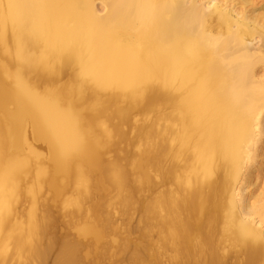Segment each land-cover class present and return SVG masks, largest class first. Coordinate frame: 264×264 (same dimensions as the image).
<instances>
[{"label":"bare ground","instance_id":"6f19581e","mask_svg":"<svg viewBox=\"0 0 264 264\" xmlns=\"http://www.w3.org/2000/svg\"><path fill=\"white\" fill-rule=\"evenodd\" d=\"M96 1L102 4L103 13L98 12ZM227 1L231 0H226V3L221 0H0V263L7 264L4 260L13 252L18 261L19 257L27 258L25 262L29 261V264H47V257H52L48 255L53 254L50 251L53 243L49 239L53 216L37 205L39 202L45 207L48 205L39 198L41 195L38 193L43 190L29 188L31 182L23 184L27 185L25 190L22 185L25 180L21 182L22 177L30 179L28 176L33 172L31 181L35 179L38 184L42 183L40 187L33 182L38 189L47 183L46 187L49 186L53 193L63 194L66 191L63 198L71 185L76 187L72 189L77 190L79 197L68 200L69 208L64 209L67 214L70 207L82 212L80 209H84V201H88V205L89 202L97 204L99 208V202L104 198H99L100 192H95L96 198L92 194L106 186L113 190L111 194L107 188L108 196L111 194V198H116L114 194L117 193L124 205L120 203V206L134 211L132 209L139 202L132 203L135 199L139 201L138 194L130 200L133 188L129 187L131 194L129 190L124 195L123 192L130 185L128 179L133 181L135 174L131 178L129 165H121L118 158L113 160L108 157L104 161L103 157L112 156V148H108L114 146L118 137H121L118 139L121 145H126L123 148H131L127 147L131 142L129 138H126L128 142L121 140L123 133L119 125L128 124L132 113L141 112L147 115V120L144 115L137 116H144L147 121L144 122L147 128V131L144 130L145 138H140L142 143L145 141L146 145L143 144L146 147L140 145L146 149L140 152L138 148L140 156H136L133 149L139 158L138 161L135 159L137 162H130L132 165L135 163L133 166L130 164V168L140 173V177L136 174L141 180L138 182L148 190L149 202H146L144 211L148 218L144 219L142 212H139L142 213L139 217L143 216L149 222L139 218V224L148 222L145 224L149 227L143 229H149L147 232L151 234H145L142 243L143 237L137 241L136 237L133 239L130 235V238L142 245L148 243L145 237L150 236L149 247L143 245L149 248L150 262L147 263V260L144 263L264 264V195L252 196L247 201L243 197L248 191L246 184L251 186L252 174L263 164L258 159L261 157L259 146L264 139V81L255 79L254 66L257 62L264 63V53H252L249 40L255 39L256 32L264 36V20L260 23L258 14L253 15L256 7L248 14V10L236 11ZM240 2L255 5L252 0ZM71 66L77 72L72 69L75 75L69 83L65 74L67 84L61 85L59 82L63 73ZM107 92L112 93L105 94ZM124 99L128 107L123 106ZM83 104H87L84 109L81 108ZM139 121L135 124L136 130L141 124ZM133 126L132 129H135ZM139 127L140 132L141 125ZM125 128L124 125V133ZM130 132L124 135L130 137ZM144 133H140L139 137ZM114 137L116 140L112 141ZM30 138L38 141V145L39 141L47 145L51 171L47 170L49 165L45 166L46 159L44 165L40 160V165H35L38 161L32 164L33 157L38 159L40 152L32 148ZM125 141L127 144H124ZM109 142L114 143L107 148ZM114 148L112 151L117 153ZM107 152H110L109 155L104 156L103 153ZM130 157L135 158L134 155ZM127 159L128 155L125 161ZM136 182L131 183L139 186ZM68 186L71 187L67 189ZM138 188L142 189L141 186ZM35 192L39 196L34 195ZM103 193L100 195L106 197ZM70 194L68 192L67 197ZM21 195H29V202L32 203L30 209L26 203L23 204V208H27L23 215L22 208L17 209L20 215L17 210L15 212L16 205L20 203L21 206L24 202H19ZM147 196L145 199L141 195L140 199L147 201ZM56 197L55 202L63 200L62 196L61 201ZM48 202L51 204V199ZM103 206L107 208L103 204L100 209ZM108 207L112 209L111 205ZM117 208H107L106 214L112 211L113 216L114 210L120 213ZM94 210L97 213L99 209ZM102 210L104 208L99 214L103 213ZM137 210L136 207L138 213ZM74 211L72 214H78ZM123 211L121 215L127 212ZM26 212H29L28 220ZM60 212L61 208L59 216ZM88 212L95 218L92 219L91 215L87 217L92 221L86 219L85 225L83 219L88 215L81 214L85 226H79L82 222L77 221L82 228L79 230L75 226V230L83 235V239L88 236L85 239H88L87 243L90 236V241L101 243L108 236L103 234L107 233L105 227L110 229L111 223L106 221L107 226L105 222L101 229L97 223L101 222V218L108 217L105 211V217L104 214L100 217L90 210ZM15 216L18 218L15 219ZM22 219L24 222H21ZM73 219L69 220L71 224ZM111 219L109 217L108 220ZM16 220H21V223ZM67 222L63 221L68 225ZM113 226L111 229L117 230V226ZM73 227L69 228L74 234ZM76 232L74 235H77ZM110 232L111 239L116 241L112 242L126 250L122 235L123 242H120L124 246L118 245L117 236L113 237L118 232ZM140 233L136 234L137 238L142 236ZM226 238L233 241V246L240 245L243 249L237 246L240 252L225 253L223 240ZM124 239L127 244V237ZM69 240H63L59 254L54 257L55 264H84L85 261L80 258L84 241L79 240L80 247L78 242ZM110 241L106 244L116 252L117 247ZM87 243L91 245V242ZM100 246H103L102 243ZM131 246L134 247V244ZM85 249L90 250L87 246ZM122 249L118 250L123 252ZM110 250L102 254L109 255ZM137 250H134L135 258ZM94 252L91 257L96 258ZM96 252L100 254L98 250ZM121 252L120 255L123 254ZM131 254L129 257H132ZM113 256L116 255L108 257ZM15 257L10 264H14ZM102 258L95 264H99ZM141 259L143 261L144 258ZM88 260L86 264H94L95 260Z\"/></svg>","mask_w":264,"mask_h":264},{"label":"rangeland","instance_id":"374dc122","mask_svg":"<svg viewBox=\"0 0 264 264\" xmlns=\"http://www.w3.org/2000/svg\"><path fill=\"white\" fill-rule=\"evenodd\" d=\"M221 2H222V3H223V2L226 3V0H221ZM227 2H228V5L230 4L231 7H234V8H235L236 11H245V10H248V14H250V12L254 10L253 8L256 7V8H255V9H256V12H255V14H253V15H257V14H258L257 17H258V19H260V20H259L260 23L263 22V20H264V18H263V16H264V0H262V1H261V0H252V2H255V5H254V6H253V5L243 4V3L240 2V0H231L230 2H229V1H227ZM95 5H96V8H97L98 12H99V13H103V9H102L103 7H102V4H100L99 1H96ZM258 8H259V9H258ZM260 10H261V11H260ZM249 11H250V12H249ZM260 14H261V16H260ZM259 16H260V17H259ZM262 19H263V20H262ZM261 20H262V22H261ZM255 35L258 36V38L255 36V39H251V40H249V41L251 42V43H250V46H249L250 49H251V52H252V53H254V52H255V53H259V52L264 53V52H263V51H264V36H261L259 32H258V33L256 32ZM260 39H261V40H260ZM258 40H259V41H258ZM260 50H261V51H260ZM257 51H258V52H257ZM71 67H72V66H71ZM71 67H70V68H71ZM70 68H68V69L66 68V71H69V72H66V71H65V72L63 73V78H64V79L61 78V80H60V82H59L61 85H62V84L65 85V84H67V82L69 83V82L71 81V80L69 81V79H70L73 75H75V73L77 72L74 66L71 68V71H70ZM254 68H255V69H254V70H255V72H254V73H255V74H254L255 79L258 78V79H256V80H261V81L263 80V81H264V63H263V62H257V63L255 64ZM72 69H73V71H75V73L72 71ZM72 72H73V74H72ZM65 74H67L66 76L69 77L68 80H67V82H66V77H64ZM72 78H73V77H72ZM72 78H71V79H72ZM62 79L65 80V81H63ZM61 81H62V82H61ZM58 85H59V84H57L56 86H58ZM61 85H60V86H61ZM45 86H47V85H45ZM45 86H43V89L45 88ZM87 87H90V85L87 84ZM46 88H47V87H46ZM39 89H42V88L40 87ZM43 89H42V90H43ZM42 90H41V91H42ZM87 91H88V90H87ZM87 91H86V93H87ZM110 93H112V92H107V93H105V94H110ZM87 94H88V93H87ZM122 101H123V100H122ZM122 101H120L121 103L119 102V103H120V106H121V104H122ZM123 102H124V103H123V106H124V107H128V106H127L128 103H125V102H126L125 99H124ZM124 104H125V105H124ZM86 105H87V104H86ZM86 105H85V104L81 105V106H82L81 108H83V107L86 108ZM123 106H121V107H123ZM81 108H79V109L81 110ZM83 109H84V108H83ZM82 111H83V110H82ZM136 114H137V115H136ZM133 115H134L135 117H134ZM140 115H144L145 117H144V116H143V117L147 120V117H146L147 115H146L145 113L142 114L141 112H136V113H132V114H131V120L128 122V124H127V123H126V124L124 123V124L119 125V127H120V131H121V129H122L123 137H125V138L122 137L121 140L126 139V138H129L130 140L128 139V141H129V142L131 141L130 144L132 143V145H134V148H133L132 145L130 146V144H128L127 147H128V148L131 147V148L126 150V149H125L126 145H121V144H122V143H120L121 141H118V139L120 140L121 137L119 138V137L117 136V137H118V138H117V141H116L115 144H114L115 148H114V146H113V147H109V144H110V146H112L114 142H113V143H112V142H109V143H108V146H107V148L109 147V148H108L109 150H110V148H112V149H111V153L109 152L110 155L113 153L112 156H105V154L109 155L108 152H107V153H103L104 156H105V157H103L104 161L108 160V159L105 160V158H108V157H111L113 160H114V159L117 160L116 158H118V161L121 163V165H122V163H123V166H126L127 164L129 165V167H127V166H126V167L130 170V171L128 170V174H130L131 178H132V175L135 174V176H133V181H132V179H130V178L128 179V181H129L128 184H130V185L127 186L126 192H123V195H124V193L126 194L128 190H129V192H128L129 194H131V192H132V194H131L132 196L130 195V198H131L130 200H134L136 197L139 198V201H137V199H135V200H134V203H132V201H131L132 205H135L136 202H139L140 204H141V202H144L145 200L143 199V200H144V201H143L142 199H140V196L142 195V197H143V198L145 197V199H146V196H147V193H148L147 187H144V186H143V188H142L143 183L140 184V183L138 182V181L140 180V178H138V177H140V176H139L140 173L138 174V172H137V170H136L135 168H134V169H135V170H134L135 173H134L133 170L131 171V169H133V168H130V164H131V163H133V162H137V161H138L137 158H139V157H136V156H138V154H139L138 151L141 150L140 152H142V149H143V151L146 149V148L144 149V147L142 148V146L140 145V144H142L143 146L146 145V144L144 143L145 141L143 142V143L145 144V145H144V144L141 142V139H140V138L145 136V133H146V132L144 133V130L147 129V128H146V124H145L147 121H146L145 119H143L142 116H141V118H138ZM137 116H138V117H137ZM132 117H133V118H132ZM136 117H137V118H136ZM136 119H138V120L140 119L139 123H141L140 125H141V128H142V129L140 130V132H139V129H140L139 126H140V125L137 126V130H136V125H137V123H138V122H137L138 120H136ZM141 119H143V120L141 121ZM132 120L136 121V123H135L136 125L134 124V122H133ZM114 121H115V120H114ZM131 121H132L133 123H131ZM145 121H146V122H145ZM115 122L118 123L117 120H116ZM115 122H114V123H115ZM142 122H143V123L145 122V123H144L145 125H144ZM129 123H130V125H129ZM142 124H143V126H142ZM124 125H125L126 128H127V129L125 128V129H126V132H125V133H124V131H123V130H124ZM133 125H135V126H133ZM122 126H123V127H122ZM127 126L130 127L129 130H128L129 127H127ZM132 126H133V128H135V129H132ZM121 127H122V128H121ZM143 127H145V128H143ZM131 129H132V130H131ZM135 130H136V132H135ZM128 131H129V132H130V131L132 132V134H131V132L129 133V134H130V137H127V136L124 135V134H126ZM133 131H134L135 133H134ZM137 131L139 132V135H140V133H144V134H142L143 136L141 135V136L139 137V135L137 134ZM142 131H143V132H142ZM145 131H147V130H145ZM135 134H136V135H135ZM131 135H132V138H131ZM133 135H134V139H133ZM136 136H137V138H136ZM138 137H139V138H138ZM114 138H115V139H114ZM114 138L112 139V141H115V140H116V137H114ZM144 138H145V137H144ZM144 138H143L142 140H145ZM132 139H133V140H132ZM139 139H140V140H139ZM134 140H135V141H134ZM137 140H139L138 142H140V143H138ZM29 141H30L29 143L31 144L32 148H35V149L37 150V151L35 150L36 152H38V151L40 152V153H39L40 155H39V154L37 155V158H38V156H39L40 159H39V158L36 159V157H33V158H35V160H34V159H33L34 161L31 160V161H32V164H35L36 161L40 160V163H41V162L43 163V164H41V165H44L45 162H46V160L49 158V154H48L49 152H48V149L46 150V148H48L47 145L44 144V142H42V141H39V145H38V143H37L38 141H33L31 138L29 139ZM123 141H124V140H123ZM123 141H122V142H123ZM126 141H127V139H126ZM126 141H125L124 144H127L128 141H127V142H126ZM32 142H33V143H32ZM41 142H42V143H41ZM117 142H118V143H117ZM134 142H137V143L139 144V146L137 147V150H136V145H138V144H137V143L135 144ZM36 143H37V144H36ZM111 143H112V144H111ZM116 143H117V146H116ZM119 143H120V145H119ZM133 143H134V144H133ZM261 145H262V146H261ZM34 146H36V147H34ZM118 146H119V147L121 146V147L119 148ZM123 146H125V147L123 148ZM116 147H117V148H116ZM140 147H141V148H140ZM145 147H146V146H145ZM259 147H260V149H261V150L259 151V154H260L261 157H260L258 160L261 159V161L263 162V164H262L261 167H258L259 169H258V171L256 170V171L254 172V173H255L254 175L252 174V177H251V178H252L253 180L250 179V180H252V181H251V186H249L248 184H246V185L248 186V191H247V193H244V196H243L245 201L251 199L252 196H259V195H261V194L264 195V193H261V192H264V171H263V170H264V161H263L264 157L262 158V156H264V139L261 140V143H260V146H259ZM113 148L115 149V151H116L117 153H114V152H113V151H114ZM122 148H123V149H122ZM138 148H139L140 150H138ZM108 149H106V151H107ZM117 149H118L119 151H117ZM133 149L136 151V156H135V153H134L135 151H133ZM112 150H113V151H112ZM120 150H121V151H120ZM106 151H104V152H106ZM122 151L125 152V153H123ZM132 151H133V154H131ZM47 152H48V153H47ZM126 152H127V153H126ZM137 152H138V153H137ZM262 152H263V153H262ZM119 153H120V154H119ZM121 153H123V154L121 155ZM128 153H130V154H128ZM47 154H48V156H47ZM114 154H116V155H114ZM124 154H125V155H124ZM41 155H42V156H41ZM127 155H128V159H127L128 162L125 161V158H127ZM133 155H134L135 158L130 157V156H133ZM140 155H141V153L139 154V156H140ZM117 156H118V157H117ZM124 156H126V157L123 158ZM115 157H116V158H115ZM121 157H122V158H121ZM42 158H43V159H42ZM111 158H110V159H111ZM119 158H120V159H119ZM131 158H132V160H131ZM31 159H32V158H31ZM44 159H46V160H44ZM129 159H130V160H129ZM133 159H134V160L136 159L137 161H136V160L133 161ZM42 160H44V162H43ZM48 160H49V159H48ZM48 160H47V162L49 163ZM121 160H124L125 163H124V161L121 162ZM47 162H46L45 166H46V168H47L48 165H49V167H48L49 169H47V170H50V171H51V169H50V168H51V165H50V163L48 164ZM108 162H109V161H107V163H108ZM110 162H111V160H110ZM126 162H127V163H126ZM130 162H131V163H130ZM40 163H39V161H38V162H36L35 165H40ZM124 164H125V165H124ZM134 164H135V163H134ZM134 164H133V165H134ZM133 165L131 164V166H133ZM33 166H34V165H33ZM34 167H35V166H34ZM43 167H44V166H43ZM126 167H125V168H126ZM33 171H34V170H33ZM126 171H127V170H126ZM131 172H132L133 174H131ZM33 173H34V172H33ZM33 173L30 174V176H28L29 174H27V176H28L30 179H25V178L22 177L21 182L25 180V182H23L22 185H23L24 183H25V184H29V182H31V184H29L30 186L28 185L29 188L36 189V191H37V190H40V191L43 190L42 192H39V193L37 192V193H38L39 195L43 196L44 199H43L41 196H39L36 192H35L36 194H34V195H36V196L38 195L39 198H41L45 203H47V204H48V205H46L47 208H46L44 205H42V203L39 202V201L43 202L42 200H39V201H38L39 198L37 199V201L39 202L37 205H39V207H41V209H43V210H48L49 213H51L50 216H51V217L53 216V218H52V219H53V228L50 230V234H49V239L51 238L52 243H53V247H52V249H51L50 251H51L53 254H51V255L49 254V255H48V256H52L53 258H52V257H51V258H48V257H47V259H48V262H46L47 264H55V260H54V259L56 258V255L59 254V250H60V247H61V244H62L63 240H64V239L69 240V239L72 238V237H75V238H76V237H79L76 241H73V239H75V238H72V239H70V240L73 241V242H76V243L78 242L79 245H80V247L83 245V246H84V247L82 246L83 251L86 250V249H85L86 246H87V249L94 250L95 252H96V250H98V251L100 252V254L103 253V251H104L103 248L105 249L104 253H108L109 251H106V250H110V249H111V250H110L111 253H110L109 255H108V254H102L103 256L100 255V254H98L97 252H96V253H97V254H96L94 251L87 250V251H85V253H83V251L81 250L82 252H80V258H82V259H81L82 262H83V261L86 262V261L92 256V252H94L93 255H95V256L97 255L96 258H98V255H99L101 258L104 257V258L101 259V261H99V262H100L99 264H116V263H117V264H130V263H131V264H134L135 262H137L136 264H147V263L150 262V257H149V253H148V252H149V248H148L149 246H148V245H149V241H150V239H149L150 236H149V237H145V238H146L145 241L149 240L148 243L145 242L146 245L148 244V245H147L148 247H147V246H143V245H145V244H142V245H141V244L139 243V241H138V243L135 242V241H137V240H139V239L141 240V238L143 237L142 240L140 241V242L142 243V241H144V236H145V234L148 236L147 233L150 232V231L147 232L149 229L146 230L147 228H145V230H146V233H145V230L143 229V227H145V226H146V227H147V226L149 227V225H146V224H149V223H148V222H149L148 219L144 220L145 217H147V215H145L146 213H144V211L146 212V207H147V204H148V202H149V198H148L149 195L147 196V201H145V202L142 203L141 205L138 203V204H139V207L142 206V207L140 208V210H139V207H138V204H137V203H136L135 208H133L134 206L132 207L133 209H132L131 207H128V206H127V208H131L132 210H134V211L131 212V211H128V209L126 210V207H124L125 210L121 207L123 204L119 201V198L117 197L118 194H117L115 191H114V192H115L116 194H114V195H116V198L113 197L114 195H112L113 198H111V194H113V193H112L113 190L111 191V189H112L111 187L106 186V188L104 187L105 189L102 188L101 190L99 189V190H95V191H94V194H92V195L94 196L93 198H96V195H97V194L95 195V192L97 191V193L100 192L99 195H98L100 199H101V198H104V199H105V198L108 196V192H107V191H111V194H109V196H108L107 198H108V200L110 199L111 203H113L114 205L111 204L110 201L107 200V198H106L105 200H104V199H103V200L101 199L102 202H101V201L99 202V200L94 199L93 201H97V203L99 202V205H100V206L103 205V204H104L105 206L107 205V208H108L109 210H112L113 207H114V208H117L116 206L121 207V208H117V209H120V213H121V214H122V211H123V210H124V211H127V212H126L127 214L123 211V212L125 213V215H124V214L121 215V214L119 213V211L116 209L117 212H115V210L113 211V213H115L116 216H115V215L112 216V211H109V210H108V211L110 212V214L107 215V214H106V213H107V212H106L107 208L104 207V206L101 207V209L104 208L105 214H106L108 217H107V218L105 217L106 215L104 214V211L102 210V212H103L102 214H104V217H105L104 219H106V220L104 221V219L102 220V218H101V220L98 219L97 221H95L96 223H97L99 220L102 222V223H101V222L97 223L98 225L100 224L98 227L101 228V225L104 224L106 221H108V222L110 221V223H111V224H110L111 226L109 227L110 229H107L108 227H107V228L105 227V229H106L105 232L107 231V233H103V234H105V236L108 234V236L110 237L108 231H109V232H110V231H112V232H113V231L118 232V235H114V234H117V233H116V232H115V233L113 232V233H114V234H113V235H114L113 237H116V236H117L116 239L119 238V239H118L119 241L117 240V241H118V245H121V244H122V243L120 242V241H122V237H123L124 242H125V239H124L125 237H127V239H128V240L126 239V240H127V241H126L127 244H125V243L122 241L123 244L125 245L124 248H125L126 250L122 249L123 247L120 248V246H116L117 243H115V244L113 243L115 240H114V239H113V240L111 239L112 236H111L110 238H108V236H107V237H104V236H103V237L105 238V240H102L101 243H102L103 246L101 247V246H100L101 243H99L100 241L97 242V241L94 240V239H92V240H94L95 242H94V241H90V240H91V236H90L89 243H87V240H88V239H87V240H85V239L88 238V236H87V237L85 236L86 238L83 239V237H82L83 235H81L80 233H77L76 230H75V228H76L75 226H77L76 229H79V230H80V228H82V227L79 228V226H81V225L83 224V221H82V219H81V214H82V215H85V216L88 215V216H86V217L83 216V217H85V218L83 219L84 221H85L86 219H87L88 221H92V220H90V218H89V219L87 218V217H90V215H91V213H89L88 211L90 210V212H92V214H94L95 216H96V215L98 216V214L101 213L100 206L98 205V206H99V208H98V207H97V204H94V205H93V204H91V203L89 202V205L91 204V205L94 206V208H92L91 205H90V206L88 205V201H84V202H82V203H83L84 206H85V207H83V208H84L85 210H86V208L88 209V210H86V211H84V209L81 208L83 205H81V207H80L81 209L79 208L80 210H82V212H81V211H78L75 207L72 208V209H71V207H70V209H67V210H69V211H67V212H69L71 216L73 215L72 218H74L73 221L75 222V224L78 223L77 221H79L80 223L82 222L81 224L78 223L77 225H75L74 222L71 221L72 224H74V227H73V225H72V224L70 223V221H69V220H72V218L70 217L69 213H68V214L65 213L66 211H64V209L69 208V206H68V204H69V201H68V200H69V199H70V200H71V199L74 200V199H76V198L79 197V196H78V193H76L77 190L74 191V190L76 189V187H75V186L73 187V185H71L72 188H75V189L73 190L72 188H70L71 186H68L67 189L70 188V189H68V190H70V191H71V189L73 190V191H72V195L70 194L71 192L67 190V191L69 192V194L71 195V196H70L71 198H70V197H67V196H68V192H67V195L63 198V196L65 195L66 191L63 192L64 195H63L62 193H61V194L53 193L54 191H52L51 188H50L49 186L46 187L47 185H45V184H47V183H45V184L43 183V187H42V189H38L39 187H38L37 185H35V183H33V182L35 181V179H34L33 182L31 181V178L34 177V176H31V175H34ZM136 174L138 175V177H136ZM128 177H129V176H128ZM134 177H135V178H134ZM137 178H138V180H136ZM23 179H24V180H23ZM26 180H29V181H27V183H26ZM32 180H33V178H32ZM134 180H135V182L137 181V182L139 183V186H141V188L144 189V191H143L142 189L138 188L139 186L137 185V184H138L137 182H136V183H137L136 185H137L138 187L135 186V184H133L134 186L132 185V183H135ZM130 181H131L132 183H131ZM140 181H141V180H140ZM35 182H36V181H35ZM252 182H253V183H252ZM32 183H33V184H32ZM36 184H38V183L36 182ZM40 184H41V185H40ZM40 184H38V185L41 187V186H42V183H40ZM144 184H145V183H144ZM254 184H255V185H254ZM131 185H132V186H131ZM23 186H24V185H23ZM23 186H22V187H23ZM25 186H27V185H25ZM25 186H24L23 188H25ZM145 186H146V184H145ZM35 187H36V188H35ZM129 187H130V188H133V189H131V192H130ZM135 187L138 188V189L136 190ZM29 188L27 187V189H29ZM49 188H50V189H49ZM107 188H108V190H107ZM134 188H135V189H134ZM145 188H146V189H145ZM45 189H46V190L48 189V190H47V191H44ZM103 189L105 190V193L107 194V196L102 192ZM23 190H24V189H23ZM25 190H26V188H25ZM25 190H24V192H25ZM50 190H51L52 192H51ZM104 190H103V191H104ZM106 190H107V191H106ZM134 190H135V191H138V192L142 191V192H140V193H142V194H139L138 192H134ZM139 190H140V191H139ZM145 190H147V191L145 192ZM48 191H49V192H48ZM46 192H48V194H50V192H51V194H50L51 197H50V195H49V196H46V195H48ZM73 192H74V193H73ZM25 193H26V192H25ZM40 193H41V194H40ZM102 193H103V196H106V197H102V195H100V194H102ZM23 194H24V193H23ZM43 194H44V195H43ZM45 194H46V195H45ZM52 194H53V196H52ZM76 194H77V195H76ZM137 194H138V196H136ZM144 194H145L146 196H144ZM54 195H55V197L57 196V197H56L57 199H58V197L61 195L63 200L61 201V199H60L61 196H60L59 199H58V201L60 200L61 202H59V203H58L57 201L55 202V197H54ZM73 195L76 196V197L74 198ZM133 195L136 196V197H133ZM139 195H140V196H139ZM23 196H24V195H21V196H20L21 198L19 197V199H20L19 202L22 203V202L24 201V202L22 203V205H21L22 207L20 206V203H19V204L16 205V208H15V212H16L17 209L22 208L23 211L20 209V210H21V214L25 212L24 209L27 210V208H28L29 206H31V204H32V203L29 202V201H31V199H29V198H31L29 195H28V196H27V195L24 196V198L26 197L27 199H26V198L24 199ZM44 196H45V197H44ZM100 196H101V197H100ZM49 197H50V199H51L52 202L58 203L57 206H58V208H59V207L61 208V212H60V213H62V214H61L62 217L59 216L60 214L58 213V210H59L60 208L57 209V208H56L57 206H55L56 204H55V203L53 204V203L51 202V204H52L53 206H55V207H52V205L50 204V202H48V201H50V199L48 200ZM52 197H53V198H52ZM109 197H110V198H109ZM65 198H66V200H67L68 202H65V201H66V200H64ZM67 198H68V199H67ZM97 198H98V197H97ZM22 199H24V200H22ZM115 199H116V200H115ZM21 200H22V201H21ZM26 200H28V201H26ZM46 200H47V201H46ZM53 200H54V201H53ZM113 200H115V201H113ZM25 201H26V202H25ZM103 201H108V203L103 202ZM112 201H113V202H112ZM135 201H136V202H135ZM44 202H43V204H44ZM62 202H63V203L65 202L66 204L64 203L63 205H60V204H62ZM91 202H92V201H91ZM146 202H147V204H146ZM25 203H26V205H27V208H23V207H25V205L23 206V204H25ZM27 203H28V204H27ZM67 203H68V204H67ZM82 203H81V204H82ZM92 203H93V202H92ZM94 203H96V202H94ZM101 203H102V204H101ZM115 203H116V206H115ZM120 203H121V206H120ZM29 204H30V205H29ZM40 204H41V205H40ZM49 204H50L51 206H50ZM143 204H144L145 206H144ZM18 205H19V207H18ZM59 205H60V206H59ZM65 205H67V206H65ZM86 205H87V207H86ZM108 205H109V206L111 205V206H112V207H111L112 209H110V207H108ZM132 205H129V206H132ZM43 206H44L45 209L42 208ZM61 206H63V207H61ZM64 206H65V207H64ZM70 206H71V205H70ZM95 206H96V207H95ZM123 206H124V205H123ZM17 207H18V208H17ZM39 207L37 206V209H38ZM50 207H51V208H50ZM88 207H89L90 209H89ZM136 207H137V209H138V210H137L138 213L135 211V210H136ZM143 208H145V209H143ZM29 209H30V207H29ZM29 209H28V210H29ZM39 209H40V208H39ZM49 209H51L52 211L49 210ZM62 209H63V210H62ZM74 209H75V211H74ZM91 209H93V210L91 211ZM94 209H97V210L99 209V210H98V211L96 210L97 213H95V212H94V211H95ZM122 209H123V210H122ZM76 210H77V211H76ZM141 210H142V211H141ZM17 211H18L17 213L20 215V211H19V210H17ZM37 211H38V210H37ZM40 211H41V210H40ZM72 211H74L73 213H77V212H78V214H79L80 216H78V214H72ZM63 212H64L65 214H64ZM83 212H84V214H83ZM87 212H88V213H87ZM93 212H94V213H93ZM130 212H131V213H130ZM139 212L144 213V215H143V216H144V219L142 218L143 216L139 217V216L142 214V213H139ZM17 213H16V216L19 217V215H18ZM28 213H29V212H26V213H25V214H27V216H26V220H28V219H27V217H28ZM39 213H40V212H39ZM86 213H87V214H86ZM128 213H129V214H128ZM25 214H24V215H25ZM66 214H67V216H66ZM102 214H99V216L101 217ZM22 215H23V214H22ZM22 215H21V216H22ZM63 215H65V216L63 217ZM75 215H76V216H75ZM126 215H127V216H126ZM16 216H15V217H16ZM68 216H69V218H70L69 220H67V219H68ZM77 216H78L80 219H78ZM111 216H112V217H111ZM114 216H115V218H113ZM18 217H16L15 219H17ZM66 217H67V218H66ZM83 217H82V218H83ZM100 217H97V218H100ZM109 217L112 218V219H111V220H108ZM19 218H21V217H19ZM22 218H23V216H22ZM62 218H65V219L63 220ZM91 218L93 219V218H95V217H93V215H91ZM139 218H141V220L148 221V222H145V223H146V224H145L144 222L141 221L142 224H143V225H141V224H139V222H140V221H139ZM147 218H148V217H147ZM23 219H25V216H24ZM23 219H22V221H21V220H19V221L24 222ZM113 219H114L115 221H114ZM66 220H67L68 222H67ZM75 220H76V221H75ZM80 220H81V221H80ZM16 221H18V220H16ZM19 221H18V222H19ZM63 221H64V223L67 222L68 225L64 224ZM113 221L115 222L114 226H115V225L117 226V227L115 226V227L117 228V230H116V229L114 228V226H113ZM21 222H19V223H21ZM69 223H70V224H69ZM84 223H85V225H87V221H85ZM88 223H90V222H88ZM24 224H25V225H24ZM24 224H23V225L26 226V225H27V222L25 221ZM79 224H80V225H79ZM144 224H145V225H144ZM65 225H66V226H65ZM69 225H71V226H69ZM78 225H79V226H78ZM83 225H84V224H83ZM85 225H84V226H85ZM138 225H139V226L141 225L142 227H139ZM67 226H68V228H69V227H73L72 230H74V234H75V232H76L77 235H74V234H73V231H71L70 228H69V230H70V231H69L68 228H67ZM105 226H107V222L105 223ZM108 226H109V224H108ZM112 226H113L114 230L111 229ZM102 227H104V226L102 225ZM100 228H99V229H100ZM137 228H138L139 230H140V228H141L142 231L137 230ZM101 229H102V228H101ZM137 231H139V232H137ZM78 232H79V231H78ZM102 232H103V230H102ZM112 232H110V234H112ZM140 232H143V233H140ZM122 233H125V234H124L125 237H124V235H123ZM130 233H131V234H130ZM139 233H140V236H141V235H142V236H141V237L138 236L139 238H137L136 234H139ZM153 233H155V232H153ZM153 233H152V234H153ZM79 234H80L81 236H80ZM128 234H129V236H127ZM149 234H151V233H149ZM120 235H122V237H121ZM130 235L132 236L131 238H133V239L136 237V238H135V241H133V240L130 238ZM153 235H156V234H153ZM103 237H102V239H103ZM154 237H155V236H154ZM81 238H82V239H81ZM129 238H130V239H129ZM147 238H148V239H147ZM155 238L157 239V237H155ZM155 238H153V240H154ZM217 238H219V237H217ZM107 239H108V241H107ZM109 239H110L111 241H110ZM120 239H121V240H120ZM156 239H155V241H156ZM70 240H69V241H70ZM79 240H80L82 243H83V241H84V243L81 245V242H80ZM130 240H131L132 243L129 242ZM85 241H86V242H85ZM104 241H107L108 243H109V241H110V244L113 243V244L115 245V247H117V248H116L117 251H119L120 249H122L123 252H121V251H119V252H121V254L123 253V254H122L123 257H122V255H120L119 252H118V254L120 255L119 257H122L124 260H121L122 258H119V257L117 256L118 254H116L117 251L114 252V251H115L114 248L112 249V246H110V245L108 246V244H106L107 242H104ZM112 241H113V242H112ZM90 242H91V245H90V246H94L93 248H91L90 246L86 245V243H87V244H90ZM92 242H93V243H92ZM115 242H116V241H115ZM231 242H233V241H230L228 238H226L225 240H223V250L225 251V253H231V252H233V251L236 252V253H238V252H240V251L243 249L242 247H240V245H239V246H238V245L233 246V243H231ZM94 243H95V244H98V245L100 246V248L97 249V247H99V246H98V245L95 246ZM129 243H130V245H129ZM135 243H136L137 247H135V246H136ZM84 244H85L86 246H85ZM104 244H105L106 246H105ZM113 244H112V245H113ZM123 244H122L121 246H124ZM132 244H134V247L131 246ZM138 244H139V245H138ZM114 245H113V247H114ZM127 245H128V246H127ZM126 246H127L128 248H126ZM130 246H131V247H130ZM142 246H143V247H142ZM228 246H229V247H228ZM230 246H231L232 248H231ZM237 246H238V247H237ZM106 247H108V248H106ZM109 247H111V248H109ZM132 247H133V248H132ZM138 247H139V248H138ZM236 247H237L238 249L240 248L241 250L236 249ZM95 248H96V249H95ZM101 248H102V249H101ZM131 248H132V250H131ZM134 248H135V249H134ZM136 248H137L138 250H137ZM141 248H142V250H143L144 253L141 252V251H142ZM144 248H147V249H144ZM226 248H229V249H226ZM230 248H231V249H230ZM84 249H85V250H84ZM99 249H101V250H99ZM118 249H119V250H118ZM102 250H103V251H102ZM113 250H114V251H113ZM134 250H137V252H136V255H137L136 258H135V255H134V254H135ZM140 250H141V251H140ZM146 250H148V251L146 252L147 255H145V251H146ZM227 250H228V251H227ZM230 250H232V251H230ZM13 251H14V250H13ZM13 251H12V252H13ZM88 251H89V253H88ZM101 251H102V252H101ZM112 251H113L115 254H114V253L112 254ZM125 251H126V252H125ZM138 251H139L141 254H140ZM224 251H223V252H224ZM127 252H128V253H127ZM131 252H132L133 255L131 254ZM133 252H134V253H133ZM234 252H233V253H234ZM86 253H88V254H86ZM90 253H91V254H90ZM124 253L127 255V256L125 255L126 257H129L130 254H131L132 257H129V258H132V259H129V258L124 257ZM129 253H130V254H129ZM137 253H138L141 257H139V255H138ZM11 254H12V253H11ZM11 254H9V256H11ZM83 254H86V256H85V255L83 256ZM128 254H129V255H128ZM13 255H14V256H13ZM13 255H12L11 257L8 256V259L10 258V260H8V259L6 260V259H5L4 261H6L7 264H10V262L14 259L13 257H15L14 252H13ZM105 255H107V257H105ZM110 255H116V256H113V258H114V259H113V258H109V257H108V256H110ZM142 255H143V256H142ZM81 256H82V257H81ZM25 257H27V256L25 255ZM54 257H55V258H54ZM83 257H85L86 259H85V258L83 259ZM87 257H88V258H87ZM93 257H94V256H93ZM93 257H91V260H88V261H91V262H92L93 260L96 259L95 257H94V258H93ZM100 257H99V258H100ZM116 257H117V260L115 259ZM137 257H138V258H137ZM145 257H146V260H145ZM21 258H22V257H19L20 260H21ZM99 258H98V259H99ZM118 258H119L120 260H119ZM125 258H126V259H125ZM141 258H144L143 261H142ZM147 258H148V259H147ZM16 259H17V260H16ZM92 259H93V260H92ZM98 259L95 260V261H93L94 264H95V262L98 263ZM137 259H140V261L137 260ZM15 260L18 261V258L15 257ZM15 260H14V264H18ZM20 260H19L18 262H20ZM26 260H27V258H22L21 261H22L23 264H24V262H25ZM99 260H100V259H99ZM115 260H116L117 262H116ZM147 260H148V261H147ZM128 261H129V262L131 261V262L129 263ZM134 261H135V262H134ZM146 261H147V263H144V262H146ZM12 262H13V261H12ZM22 262H20V264H22ZM85 262H83V263L86 264ZM119 262H120V263H119ZM132 262H133V263H132ZM139 262H140V263H139ZM1 263L3 264V262H1ZM1 263H0V264H1ZM25 263L29 264L30 262L27 261V262H25ZM89 263H90V262H87V264H89ZM4 264H5V262H4ZM90 264H93V263H90Z\"/></svg>","mask_w":264,"mask_h":264}]
</instances>
